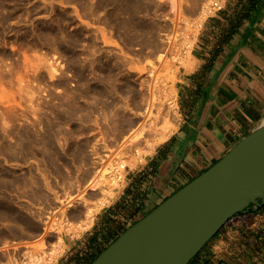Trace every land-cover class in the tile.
<instances>
[{
    "label": "rangeland",
    "instance_id": "1",
    "mask_svg": "<svg viewBox=\"0 0 264 264\" xmlns=\"http://www.w3.org/2000/svg\"><path fill=\"white\" fill-rule=\"evenodd\" d=\"M208 1L179 0L174 7L171 0H0V264H30L25 257L29 250L45 256L39 264L55 263L64 252V237L89 228L98 211L124 190L125 175L134 159L156 147H149L152 136L124 150L117 145L124 139L119 136L121 128L136 110L137 95L147 91L137 83L133 93L125 84L130 78L138 79L142 67L154 66L161 72L167 97L163 108L170 111V104L176 109L168 114L174 126L171 134L177 129L176 82L181 69L189 65L195 37L208 15ZM92 68L100 73H93ZM91 80L105 83L104 91L92 93ZM135 128L123 135L136 132ZM111 151L119 178L112 181L111 176L95 187L92 181L98 174L99 157ZM120 160L126 162L123 169ZM105 189L115 193L101 204L104 196L100 193ZM68 195L75 202L68 205L77 211L63 206L62 199ZM90 205L96 210L92 223L84 227V216L79 214L86 213ZM51 248L57 251L54 259L48 254Z\"/></svg>",
    "mask_w": 264,
    "mask_h": 264
},
{
    "label": "crops",
    "instance_id": "2",
    "mask_svg": "<svg viewBox=\"0 0 264 264\" xmlns=\"http://www.w3.org/2000/svg\"><path fill=\"white\" fill-rule=\"evenodd\" d=\"M176 89L177 129L134 159L124 190L83 233L64 237L53 264H91L264 122V0H224L206 16ZM190 264H264V205L233 216Z\"/></svg>",
    "mask_w": 264,
    "mask_h": 264
},
{
    "label": "water",
    "instance_id": "3",
    "mask_svg": "<svg viewBox=\"0 0 264 264\" xmlns=\"http://www.w3.org/2000/svg\"><path fill=\"white\" fill-rule=\"evenodd\" d=\"M251 205H264V122L91 264H190L228 220Z\"/></svg>",
    "mask_w": 264,
    "mask_h": 264
},
{
    "label": "bare ground",
    "instance_id": "4",
    "mask_svg": "<svg viewBox=\"0 0 264 264\" xmlns=\"http://www.w3.org/2000/svg\"><path fill=\"white\" fill-rule=\"evenodd\" d=\"M129 1V0H128ZM140 1V0H139ZM131 2V1H130ZM209 2V1H208ZM134 3V2H133ZM136 3V2H135ZM138 3V2H137ZM171 3H172V5L174 6V7H176V6H179V0H171ZM128 4V3H127ZM136 5V4H135ZM133 6V5H132ZM137 6V5H136ZM159 6H161V5H159ZM137 7H139V4H138V6ZM136 7V8H137ZM128 8V7H127ZM162 8V7H161ZM208 8V7H207ZM133 9V8H132ZM139 9V8H138ZM128 10V9H127ZM139 11H140V9H139ZM205 11V10H204ZM130 12V11H129ZM132 12V11H131ZM135 12V11H134ZM133 14V13H132ZM131 15V14H130ZM136 17V16H135ZM126 25H127V23H126ZM125 25V27H127ZM131 25V24H130ZM120 26V25H119ZM123 26H124V24H123ZM150 28V27H149ZM162 54V57L164 58V56L163 55H165V53H161ZM160 54V55H161ZM167 55V54H166ZM109 57H111V56H109ZM159 58H161V57H159ZM114 59V58H113ZM112 61V60H111ZM165 61V60H164ZM105 62V61H104ZM116 62H117V60H116ZM113 63V62H112ZM162 63H163V61H162ZM108 64V63H107ZM169 65H170V63H168ZM115 65V64H114ZM118 65H119V63H118ZM121 65V64H120ZM163 65V64H162ZM99 66V65H98ZM103 66V65H102ZM108 66V65H107ZM113 66V65H112ZM104 67V66H103ZM102 67V68H103ZM120 67V66H119ZM124 67H126V65H125V63H124ZM94 68V67H93ZM93 68H92V72L94 71L93 70ZM161 68H163V67H161ZM170 68H171V65H170ZM97 69V68H96ZM95 69V70H96ZM113 69V68H112ZM122 69V68H121ZM120 69V70H121ZM165 69H166V65H165ZM164 69V70H165ZM172 69V68H171ZM170 70V69H169ZM91 71V70H90ZM98 71V70H97ZM97 71H94L95 73L97 72ZM107 71H109V70H107ZM162 71H163V69H162ZM93 72V73H94ZM99 72V71H98ZM115 72V71H114ZM160 72V71H159ZM158 72V69H156L154 66H150V67H146V66H144V67H142L141 69H140V73H141V75H139V77H138V79L136 78V79H134V80H132L131 78L129 79V81H127L125 84H126V86L129 88V89H131V91L132 90H134L136 87L138 88V85H137V83L139 84V86H140V84H141V86H143V87H145L146 89H147V91H141L138 95H137V97L138 96H140L139 97V99H138V104H136L137 106H136V110H132L133 111V114H132V112H131V114L133 115V116H131V117H129V119L127 120V124H126V126H125V128L123 129V127L121 128L120 126V128L122 129L121 130V133H120V135L119 136H122V137H124V139H123V141L122 142H120V143H118L117 142V145H118V148L119 149H121L120 147H123L121 150H124L125 148L127 149V147L128 146H131V145H133L134 143H139L140 141H142V139L141 138H144V137H148V136H152L153 137V141L151 142L150 141V143H149V147H152L153 148V146L155 147V146H157L160 142H163V141H165L169 136H170V134H171V132L173 131V128H174V126L171 124V121L169 120V118H168V114H169V112H173V111H175L176 109H174L169 103V107H170V111H167L166 110V108L164 109L163 107L165 106V100L164 99H166L167 97H166V94H164V92L166 91L165 89V87H164V84H163V80H162V78H161V72L159 73ZM100 73V72H99ZM104 73H105V71H104ZM117 73H118V70H117ZM103 74V73H102ZM110 74V73H109ZM112 74V73H111ZM110 74V75H111ZM116 74V73H115ZM169 74V73H168ZM110 75H108V76H110ZM89 76H91V75H89ZM99 76V75H98ZM101 76V75H100ZM107 76V77H108ZM113 76V75H112ZM116 76V75H115ZM115 76H113L114 78H115ZM87 77H88V75H87ZM163 77V76H162ZM88 78H90V77H88ZM98 78V77H97ZM100 78V77H99ZM103 78V77H102ZM111 78V77H110ZM87 79V78H86ZM107 79V78H106ZM94 80V79H93ZM98 80V79H97ZM109 80V78L107 79V81ZM115 80V79H114ZM88 81H90V80H87L86 82L88 83ZM114 82V85H115V82L116 81H113ZM112 82V83H113ZM87 85V84H86ZM85 85V86H86ZM112 85V84H111ZM118 84H116V86H117ZM105 86H106V84L105 83H103V82H101L100 80L98 81V82H94V81H92L91 80V82H89V88L91 89L90 91H92V93L94 92V90H95V92H96V90H99V91H101V90H103L104 91V89H105ZM120 86V85H119ZM119 86L117 87V89L119 88ZM87 87V86H86ZM121 88H122V86H120ZM88 88V87H87ZM87 88H85V90L87 89ZM110 88H112V86L110 87ZM141 88V87H140ZM139 88V89H140ZM144 88V89H145ZM123 90H124V88H122ZM145 89V90H146ZM110 90V89H109ZM115 89H113V91H114ZM120 90V89H119ZM119 90H118V92H119ZM89 90H88V92H90ZM103 91H101V92H103ZM111 92H112V89L110 90ZM137 91V90H136ZM135 91V92H136ZM100 92V93H101ZM106 92V91H105ZM118 92H117V94H118ZM120 92H121V90H120ZM125 92H126V90H125ZM128 92V91H127ZM133 92V91H132ZM169 92H170V90H169ZM87 93V92H86ZM91 92H90V95L92 94ZM99 93V94H100ZM114 93V92H113ZM116 93V92H115ZM129 93V92H128ZM131 93V92H130ZM134 93V92H133ZM166 93V92H165ZM173 93H174V91H173ZM89 94V93H88ZM104 94V93H103ZM108 94H110V93H107V95ZM116 94V95H117ZM121 94H123L122 92H121ZM168 94V93H167ZM176 94V93H175ZM89 95V96H90ZM93 95H95L96 96V98L97 99H99L98 97H97V95L96 94H93ZM93 95H91L92 97H93ZM111 95V94H110ZM113 95V94H112ZM131 95H132V93H131ZM131 95H130V98H131ZM134 95V94H133ZM132 95V96H133ZM136 95V94H135ZM99 96V95H98ZM101 96V95H100ZM85 97V96H84ZM115 99H116V97L115 96H113ZM102 98H103V96H102ZM101 98V99H102ZM135 99H136V97H134ZM86 99V98H85ZM87 99H88V96H87ZM94 99V98H93ZM93 99H92V101H93ZM105 99H107V98H105ZM109 100H111L110 98H108ZM132 99V98H131ZM94 100H96V99H94ZM100 100V99H99ZM104 100V99H103ZM137 100V99H136ZM86 102H89V101H87V100H85ZM91 101V102H92ZM97 101V100H96ZM102 101V100H101ZM112 101V100H111ZM118 100L116 99V102H117ZM133 101V100H132ZM100 102V101H99ZM103 102V101H102ZM101 102V103H102ZM104 102H107V101H104ZM131 102V101H130ZM135 102V101H134ZM168 102H170V100L168 101ZM120 103H121V101H120ZM174 103V102H173ZM90 104V103H89ZM88 104V105H89ZM92 104H93V102H92ZM95 104H96V102H95ZM107 104V106H109V104L111 105V103L109 102V104H108V102L106 103ZM106 104H103L102 106H104V105H106ZM119 104V103H118ZM132 104V103H131ZM86 105V104H85ZM120 105V104H119ZM119 105H117V106H119ZM122 105L123 104H121V108H122ZM133 105H135V104H133ZM175 105V104H174ZM173 105V106H174ZM98 106H99V104H98ZM97 106V107H98ZM116 106V107H117ZM105 107V106H104ZM104 107H101V109L102 108H104ZM115 107V108H116ZM135 107V106H134ZM134 107H132V108H134ZM109 108V107H108ZM119 108V107H118ZM124 108V107H123ZM122 108V109H123ZM126 108V107H125ZM131 108V109H132ZM88 109V108H87ZM122 109H120V110H122ZM76 110V109H75ZM75 110H74V112H75ZM89 110V109H88ZM91 110V109H90ZM96 110V109H95ZM98 110H100V108H98L97 109V111ZM105 110V109H104ZM127 110H130V108L128 107V109ZM173 110V111H172ZM94 111V110H93ZM101 111V110H100ZM125 111V110H124ZM131 111V110H130ZM71 113H73V111H70ZM69 112V114L70 115H72L73 116V114H71ZM77 112V111H76ZM75 112V113H76ZM121 112V111H120ZM177 112V111H176ZM176 112H174V113H176ZM74 113V114H75ZM90 113V112H89ZM91 113H92V111H91ZM94 113V112H93ZM125 113V112H124ZM127 114V113H126ZM94 115V114H93ZM103 115V114H102ZM101 115V116H102ZM128 116H130L129 114H127ZM69 116V115H68ZM75 116V115H74ZM73 116V117H74ZM89 116H90V114H89ZM104 116V115H103ZM75 117H77V116H75ZM85 117H87L86 115H85ZM91 117V116H90ZM125 115H124V119H125ZM91 118H93V117H91ZM72 119H74V118H72ZM90 119V118H89ZM94 119V118H93ZM101 119V118H100ZM104 119H105V117H104ZM103 119V120H104ZM124 119H123V121H124ZM75 120V119H74ZM77 120V119H76ZM86 121H88V120H86ZM89 121H91V120H89ZM94 121V120H93ZM96 121H98L97 119H96ZM105 121H106V119H105ZM126 121V120H125ZM74 122H76V121H74ZM102 122V121H101ZM98 123V122H97ZM76 124V123H75ZM104 124V123H103ZM108 124H110V123H108ZM124 124V123H123ZM260 124V123H259ZM133 127H136L137 128V131L136 132H134V133H132V134H130L129 136H124L123 134H125L126 135V133H127V130H130L131 128H133ZM114 128V127H113ZM135 128V129H136ZM116 129V128H115ZM111 130H112V127H111ZM134 130V129H133ZM114 130H112V133H114L113 132ZM117 131V130H116ZM115 131V132H116ZM118 132V131H117ZM119 133V132H118ZM114 135V134H113ZM116 136V135H115ZM114 136V137H115ZM119 136H116V140H117V138L119 137ZM121 138V137H120ZM146 139V138H145ZM147 139H149V138H147ZM147 139H146V141H147ZM152 140V139H151ZM20 141V140H19ZM148 142H149V140H148ZM20 144H23V143H21L20 142ZM19 144V142H18V145H20ZM156 144V145H155ZM24 145V144H23ZM137 145V144H136ZM114 146V145H113ZM135 146V145H134ZM138 147V146H137ZM112 148H114V147H112ZM111 148V150H113ZM134 148V147H133ZM135 148H136V146H135ZM151 148V149H152ZM118 150V149H117ZM120 150V151H121ZM135 150V149H134ZM138 150V149H137ZM109 151V150H108ZM130 151H131V149H130ZM133 151V150H132ZM125 152V151H124ZM105 153V152H104ZM103 153V154H104ZM114 153H116V152H114ZM120 153V152H119ZM123 153V152H122ZM129 153H131V152H129ZM125 154V153H124ZM99 155H101V154H99ZM119 155V154H118ZM123 155V154H122ZM114 157V154L112 153V151H111V153H109V152H107V153H105L104 155H102L101 157H99L100 158V162H98V174H95V179L92 181V180H90V181H92V185L93 186H95L96 187V185H99V184H103L104 182H106L107 180H109V178L112 176V178H110V180H112V179H114V178H117V176H118V178H119V175H118V170H117V168L115 169L114 167H113V164L111 163L113 160H114V158L112 159L111 157ZM97 157V156H96ZM124 157V156H123ZM98 158H96V160H97ZM112 159V160H111ZM111 160V161H110ZM116 160V159H115ZM122 160V159H121ZM121 160H120V163H121V168L123 167V166H125V163L126 162H124V161H122L121 162ZM99 161V160H98ZM117 161V160H116ZM94 163H95V160H94ZM96 163H97V161H96ZM95 163V164H96ZM109 163V164H108ZM108 164V165H107ZM97 165V164H96ZM92 166V165H91ZM116 166V165H115ZM90 167V166H89ZM88 167V168H89ZM96 166H95V168H97ZM93 168H94V166H93ZM119 169H120V167H119ZM123 169V168H122ZM88 170V169H87ZM118 172H117V171ZM86 173H87V171H86ZM91 173V172H90ZM84 175V174H83ZM82 175V176H83ZM91 175V174H90ZM120 175H121V173H120ZM93 176V175H92ZM85 177V176H84ZM121 177V176H120ZM90 178V177H89ZM117 178V179H118ZM88 179V178H87ZM86 179V180H87ZM85 180V179H84ZM86 180H85V182H86ZM89 180V179H88ZM90 181H88V182H90ZM113 181V180H112ZM82 182H83V180H82ZM110 182V181H109ZM116 182V179H115V181H114V183ZM119 183V182H118ZM113 185V184H112ZM112 185H111V187H112ZM114 185H116V183L114 184ZM113 185V186H114ZM91 186V185H90ZM89 185H88V187H90ZM105 186V185H104ZM111 187H109V188H111ZM91 188L93 189L94 187H92L91 186ZM85 190V189H84ZM83 190V191H84ZM106 190V189H105ZM114 190H106V192L105 193H100L102 196H104L102 199H101V201H100V203L101 204H104L106 201H108L111 197H113V195H114ZM72 196V195H71ZM83 196V195H82ZM81 196V197H82ZM101 196V197H102ZM66 197V196H65ZM74 197V196H73ZM76 198V197H75ZM71 199H72V197H70V195H68V197H66L65 199H62V202L64 203V207L66 208V204L68 205V203H71V202H73L74 200H72L71 201ZM74 199V198H73ZM84 199V198H83ZM85 200V199H84ZM87 201V200H86ZM86 201H85V203H86ZM99 201V200H98ZM75 203V202H74ZM74 203H71V204H73L74 205ZM84 204V203H83ZM72 205V206H73ZM82 205V204H81ZM89 205V204H88ZM69 206H70V204L67 206L68 208H69ZM72 206H70V207H72ZM84 206H85V204H84ZM74 207V206H73ZM72 207V208H73ZM80 207V206H79ZM86 207H88L87 205H86ZM60 208H62V207H60ZM59 208V209H60ZM64 208V210H66ZM75 208H77V207H75ZM82 208V207H81ZM85 208V207H84ZM74 209V208H73ZM80 209V208H79ZM71 210V209H70ZM74 210H76V209H74ZM77 210H78V208H77ZM76 210V211H77ZM86 210V211H85ZM84 211L86 212V213H82L81 212V214H79L80 216H82V218H83V216H84V220L83 219H81V222H82V220L84 221V227L86 226V225H90L91 223H92V219H93V212H94V210H96V206H92V205H90L89 206V208H86ZM73 211V210H72ZM71 211V212H72ZM83 211V210H82ZM70 212V211H69ZM71 212H70V214H71ZM65 213V212H64ZM67 213V212H66ZM74 213V212H73ZM77 213H79V212H77ZM69 214V213H68ZM68 214H67V219H68ZM74 215V214H73ZM78 215V216H79ZM71 217V216H70ZM66 218V217H65ZM66 219V220H67ZM65 219H64V221H66ZM71 220V219H70ZM76 220V219H75ZM71 222V221H70ZM69 222V223H70ZM78 222V221H77ZM80 222V223H81ZM72 223H74L73 222V218H72ZM80 223H79V228H80ZM30 224H33V222L32 223H29L28 225H30ZM34 224H35V222H34ZM38 224V223H37ZM77 224V223H76ZM75 224V225H76ZM65 225V224H64ZM63 225V226H64ZM72 225H74V224H72ZM71 225V223H70V226H72ZM74 225V226H75ZM78 225V224H77ZM76 225V226H77ZM32 226V225H31ZM39 226V225H38ZM70 226L68 225V226H66L67 228L69 227L70 228ZM82 226V227H83ZM29 227V226H28ZM37 227V226H36ZM40 227V226H39ZM65 227V226H64ZM83 227V228H84ZM30 228V227H29ZM73 228V227H72ZM39 229H41V228H39ZM76 229H78V228H76ZM81 229V228H80ZM79 229V230H80ZM13 230V229H12ZM18 230V229H17ZM33 230V232H34V229H31L30 228V231H32ZM11 231V230H10ZM19 231V230H18ZM36 231V230H35ZM12 232V231H11ZM16 233H17V231H15ZM38 233H39V231H38ZM13 234H15V233H13ZM18 234V233H17ZM16 235V234H15ZM18 236V235H17ZM57 237L58 236H56V239H57ZM58 239L60 240V239H62V237L60 236V237H58ZM61 242H62V240H61ZM54 243V242H53ZM58 243V242H57ZM64 243V242H63ZM55 244V243H54ZM59 244V243H58ZM62 245V244H61ZM54 248H55V246H53ZM59 247V246H58ZM61 247V246H60ZM63 247V246H62ZM53 248V249H54ZM52 248H51V250H50V253H48L50 256L49 257H51V259L53 258L54 259V257L56 256V254H57V251L56 250H53ZM63 249V248H62ZM62 249L60 250V252L62 251ZM46 250V252H47V250L48 249H44V251ZM42 251V250H41ZM43 251V252H44ZM49 251V250H48ZM26 252V251H25ZM35 252V251H34ZM33 252V250H29V251H27L25 254L27 255V256H25V257H27V259H29V261L28 262H30V264H39V263H41V260H43V258L45 257V256H37L35 253ZM59 252V251H58ZM59 252V253H60ZM24 254V253H23ZM44 254V253H43ZM46 254V253H45ZM44 254V255H45ZM47 255V254H46ZM57 257V256H56ZM47 258V257H46ZM45 258V259H46ZM47 260H49V259H47ZM52 261V260H51ZM50 262V261H49Z\"/></svg>",
    "mask_w": 264,
    "mask_h": 264
},
{
    "label": "built area",
    "instance_id": "5",
    "mask_svg": "<svg viewBox=\"0 0 264 264\" xmlns=\"http://www.w3.org/2000/svg\"><path fill=\"white\" fill-rule=\"evenodd\" d=\"M209 6L207 8L208 14L214 12L215 10H218L223 7L224 0H209Z\"/></svg>",
    "mask_w": 264,
    "mask_h": 264
}]
</instances>
